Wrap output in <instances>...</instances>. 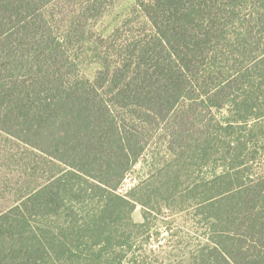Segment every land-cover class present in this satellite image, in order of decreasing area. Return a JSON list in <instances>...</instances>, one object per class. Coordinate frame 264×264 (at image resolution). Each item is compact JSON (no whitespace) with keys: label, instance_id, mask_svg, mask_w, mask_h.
I'll return each instance as SVG.
<instances>
[{"label":"trees","instance_id":"16d2710c","mask_svg":"<svg viewBox=\"0 0 264 264\" xmlns=\"http://www.w3.org/2000/svg\"><path fill=\"white\" fill-rule=\"evenodd\" d=\"M112 2L0 0V131L57 166L0 212V264L126 263L148 158L155 196L200 200L188 264H264V0H135L93 34Z\"/></svg>","mask_w":264,"mask_h":264},{"label":"rangeland","instance_id":"374dc122","mask_svg":"<svg viewBox=\"0 0 264 264\" xmlns=\"http://www.w3.org/2000/svg\"><path fill=\"white\" fill-rule=\"evenodd\" d=\"M134 3L135 0H113L91 28L93 34L109 35L122 24ZM82 67V71L90 76L98 68L91 63L90 56ZM29 150L17 139L0 131V212L12 206L20 195L32 187L43 184L46 176L57 169L53 164L46 165L42 162V156H35ZM30 158L39 161L35 163ZM148 159L135 166L119 189L123 194L133 189L131 192L137 197H142L146 192L148 202L146 206L137 203L128 214L131 225L124 224L125 231L135 239L124 264H134L132 255L136 257L138 254L146 257L147 264H188L190 253L203 241L204 221L197 204L200 200L189 199L188 196L166 200L162 196H155L152 191L155 182L148 178L153 170ZM33 171L35 176L31 174ZM203 171H195L190 177L191 181L204 177Z\"/></svg>","mask_w":264,"mask_h":264}]
</instances>
